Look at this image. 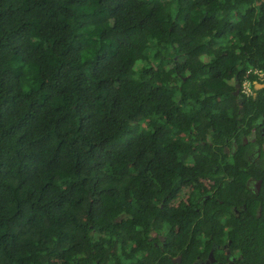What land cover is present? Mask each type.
<instances>
[{"label": "trees", "instance_id": "1", "mask_svg": "<svg viewBox=\"0 0 264 264\" xmlns=\"http://www.w3.org/2000/svg\"><path fill=\"white\" fill-rule=\"evenodd\" d=\"M253 69L264 0H0V264H154L168 191L219 162L188 158L221 153ZM244 214L228 237L264 264Z\"/></svg>", "mask_w": 264, "mask_h": 264}, {"label": "flooded vegetation", "instance_id": "2", "mask_svg": "<svg viewBox=\"0 0 264 264\" xmlns=\"http://www.w3.org/2000/svg\"><path fill=\"white\" fill-rule=\"evenodd\" d=\"M252 72L257 80L250 81L245 75L239 82L236 78L229 79L233 98L228 119L238 124L224 137L221 153L188 158L219 162L209 169L208 162L194 161L192 165L197 168L189 171L188 177L176 180L175 188L168 191L166 234L156 223L149 236L160 253L154 264H239L228 229L243 216L245 209L249 245L264 247L259 243L262 238L255 233L256 217L264 207V105L246 112L243 107V102L249 97L254 100L264 87V71ZM133 253L139 255L129 251ZM119 254L112 261L106 259L104 264H140V257L131 262L130 258L125 260V254Z\"/></svg>", "mask_w": 264, "mask_h": 264}]
</instances>
